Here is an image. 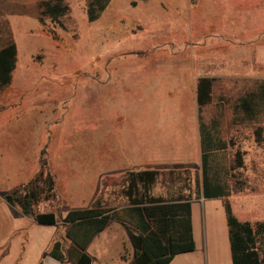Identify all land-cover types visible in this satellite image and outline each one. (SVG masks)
<instances>
[{
	"label": "rangeland",
	"instance_id": "1",
	"mask_svg": "<svg viewBox=\"0 0 264 264\" xmlns=\"http://www.w3.org/2000/svg\"><path fill=\"white\" fill-rule=\"evenodd\" d=\"M40 1L0 0V48L9 39L18 45L13 81L0 93L2 155L18 184L32 179L44 160L55 179V196L42 197L35 210L56 212L63 236L68 209L97 199L122 207L126 172L160 168L165 175L156 195L183 192L193 200L196 249L171 264H233L225 203L240 221H264V142L256 141L255 124L234 123L231 103L223 132L236 145L228 158L233 163L239 149L245 165L231 179L230 196L204 197L195 89L201 75H216L235 101L241 84L231 77L264 79V59L257 61L264 52L250 53L249 70L241 73V39L231 35L242 21L229 17L227 0H111L94 21L89 0H67L61 22L42 14ZM259 7L249 12L259 22L250 20L242 39L264 44V0ZM29 226L40 240L56 228ZM104 241L110 253L120 247V259L101 253ZM88 252L92 264H130L134 256L118 222Z\"/></svg>",
	"mask_w": 264,
	"mask_h": 264
},
{
	"label": "trees",
	"instance_id": "2",
	"mask_svg": "<svg viewBox=\"0 0 264 264\" xmlns=\"http://www.w3.org/2000/svg\"><path fill=\"white\" fill-rule=\"evenodd\" d=\"M111 0H89L90 21L98 19ZM41 13L55 22H61L70 11L67 0H41ZM43 22L44 18L41 16ZM18 61V45L9 39L0 48V93L9 86L14 77ZM239 81H237L238 83ZM222 84V85H220ZM225 79L200 77L197 83V103L200 117L202 194L206 198L228 197L231 195V179L235 171L244 167L241 150L235 153V161H229L228 151L235 141L223 134L226 109H234L233 121L236 124H255V139L264 142V79H255L239 85L236 100L230 101ZM221 92L216 94V87ZM217 95L218 111L209 115ZM42 161L41 169L27 183L19 184L6 195L7 200L19 205L25 214L33 215L44 225L58 222L56 212H38L35 208L44 197L51 200L55 196V179ZM178 171H170L172 175ZM164 172L154 169L128 171L122 181V195L126 204L107 206L97 199L91 207L69 209L64 221L69 224L67 237L79 250L76 264H92L87 252L97 234L105 230L112 220H118L127 229L134 257L130 264H171L177 255L194 251L196 240L193 223L191 197L183 192L169 193L168 197L156 195L153 190ZM174 177L171 178L173 180ZM226 213L229 224V237L233 249V264H264V221L253 225L240 221L234 214L232 203L226 200ZM62 242L57 240L51 255L63 261L65 254Z\"/></svg>",
	"mask_w": 264,
	"mask_h": 264
},
{
	"label": "crops",
	"instance_id": "3",
	"mask_svg": "<svg viewBox=\"0 0 264 264\" xmlns=\"http://www.w3.org/2000/svg\"><path fill=\"white\" fill-rule=\"evenodd\" d=\"M260 1L261 0H227L229 4L228 10H230V12H228L229 17L232 18L233 22L237 19H240L242 21V26L240 27L241 28L240 31H238V33L234 32L231 35V37L232 36L236 37L237 35V37H240L241 39L240 53L242 57H244L242 65L246 66L245 68L242 67L241 73L243 72L247 73L249 70L248 63L250 60L248 57L250 53L264 52V44H262L261 42L259 43L258 41L259 39L258 40L254 39L251 41H248V40L246 41L242 39V34H244V32L247 30H251V28H249V22L251 20L250 13H249L250 9L261 10V8L259 7ZM239 2H240V8L237 7ZM259 20H260V17L254 20H251V21H253L257 25ZM237 25L238 24H235V26L234 25L232 26L236 27ZM263 59L264 58H261V60L258 59L257 60L258 63L261 62ZM245 62L247 63L246 65H245ZM258 75H259L258 73L255 74L254 76L256 77H253L251 80L249 77H244L242 74H237L235 75V77H231V78H236V81H239L238 82L239 84H247L255 79H263L261 78V76L259 77ZM200 77H217V76L216 75H201ZM198 80H197V83H198ZM197 83H196V89H195L196 102H197V93H196ZM197 106H198V103H197ZM210 109L211 108H209V115L213 116L216 113V109L213 112L210 111ZM229 140H232V139H229ZM198 141H199V147L201 151L199 108H198ZM2 145L3 144H1L0 142V264H66L68 263V261L71 264H76L74 260L76 256L78 255L79 250L76 247V245L73 243V241L67 237L68 228L66 229V232L63 234V236L62 235L59 236L58 228H57L58 222H57L54 225H48V226H56L52 236L50 234L48 238L43 239V240L42 239L40 240L36 238L35 236H31L29 233L30 231L29 225L37 221L35 220L33 215L25 214L23 209L19 205L12 204L7 200L6 195L11 193L13 188L18 186L19 184H18V178H16L17 176L15 175V178L14 176L13 177L11 176L13 174L10 173L11 171L8 166V163L6 162V160L4 159L2 155V151H1ZM146 169H154V170L161 171L160 168H156V167H146V168L140 167L139 169L130 170V171H139V170H146ZM191 201L193 204L192 199ZM72 209H75V208H72ZM36 213L38 212L36 211ZM26 219H28L29 221L26 222ZM112 222L121 223L118 220H112L105 230L101 231L99 234L96 235V237L94 238V240L92 241L88 249L95 242V239L97 237L99 238V235L104 233L110 227ZM193 223H194V209H193ZM57 240H60L63 244L62 250H63V253L65 254V259L63 261L51 255V250L54 246V243ZM108 246H109L108 243H106L105 241L101 243V247H100L101 253H105L107 255V258H109L110 257L109 254H111L112 257L110 258L120 259L121 258L120 247H117L116 249L114 247L112 253H110ZM88 249H87V252H88Z\"/></svg>",
	"mask_w": 264,
	"mask_h": 264
}]
</instances>
